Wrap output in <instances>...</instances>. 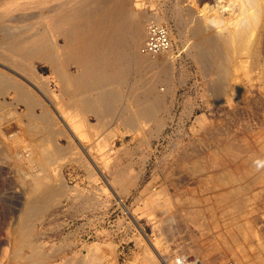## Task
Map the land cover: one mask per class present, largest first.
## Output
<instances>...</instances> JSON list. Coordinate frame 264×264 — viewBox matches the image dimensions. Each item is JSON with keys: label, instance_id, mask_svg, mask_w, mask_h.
Listing matches in <instances>:
<instances>
[{"label": "rangeland", "instance_id": "rangeland-1", "mask_svg": "<svg viewBox=\"0 0 264 264\" xmlns=\"http://www.w3.org/2000/svg\"><path fill=\"white\" fill-rule=\"evenodd\" d=\"M262 1H129L132 17L161 19L172 42L173 51L166 54L169 63L166 76L159 69L145 73L144 77L153 80L157 73L161 74L157 84L159 108L155 113L163 121L160 132L150 134L154 125L145 120L142 132L137 131L136 135L127 132L123 125L125 114L121 113L123 106L131 104L128 87L113 88L117 91L115 99L120 109L101 120H96L88 111L69 107L67 97H58L63 108L68 109L66 113L72 119L77 116L74 121L68 118L69 122L76 123L72 124L74 128L70 125L76 130L77 139L81 138L78 139L80 147L73 142L74 147L70 146L66 138L69 135L41 134L37 128L32 131L23 107L14 109L13 99L0 97V264H78L82 259L88 264H161V258L173 264L181 256L194 261L193 264H264V179L256 181L248 177L227 187L215 188L216 179L211 178L215 177L218 167L210 163V158L224 153L228 141L235 146L243 143L235 140L243 138L257 142L264 139L263 80L248 70V50L241 46V37L235 39L234 33L241 25L240 30H246L256 23L254 15L259 17L257 10L263 7ZM196 23L206 33L221 38L230 35L233 40L227 50L230 54L226 63L230 65L226 67L230 74L223 80L216 75L212 54L207 61L209 68L203 73L193 57L194 52L190 51L189 44L193 42L190 31ZM258 56L264 71V29ZM78 68L71 66L69 72L76 75ZM37 69L43 77L50 75L44 65H37ZM130 82H134L133 78ZM49 89L58 96L54 83ZM214 89H219L221 96L212 95ZM134 108L132 104L131 110ZM24 128L28 129L24 131ZM8 130L11 134L6 136L12 135L10 143L4 139ZM27 131L40 135L33 133L31 137ZM35 134L42 137L40 141ZM95 143L101 147L112 145L115 154L108 162L101 158L108 148L101 151ZM55 147L61 151L56 152ZM33 153L36 157H40L39 153L44 155L50 162L39 164L35 156L30 157ZM91 160L98 167L95 171ZM204 168L206 171H202ZM121 169L127 184L133 183L127 189L113 183ZM46 174L52 176L46 179ZM32 175L43 177L46 184L52 180L51 185L55 182L65 195L58 196L59 201L54 199L50 207L34 215L29 228L22 230L23 205L31 194ZM237 188L242 191L236 198L230 191ZM221 193H230L229 202L220 200ZM235 199L242 204H234ZM239 205L243 208L238 209ZM237 224L243 226L245 237L235 244L230 237ZM91 247L94 253L89 251ZM14 251H19L16 259Z\"/></svg>", "mask_w": 264, "mask_h": 264}, {"label": "bare ground", "instance_id": "bare-ground-1", "mask_svg": "<svg viewBox=\"0 0 264 264\" xmlns=\"http://www.w3.org/2000/svg\"><path fill=\"white\" fill-rule=\"evenodd\" d=\"M129 1L130 0H0V97H2L3 100H6L7 96L13 99L12 104H14V106H12L14 109L23 107L32 131L37 128L38 131H41V134L52 133L62 136L64 134L66 136L69 135L66 138L70 146L74 147L73 145L75 144L80 147L79 140H81V138L78 136V139H80H77L75 136L76 130L74 131L71 127L72 124L76 123L69 122L71 116L66 113L68 109L65 110L63 108V104L60 102L59 98L62 96L67 97L69 100V107L71 105V107L73 106L88 111L97 118L96 120H101L103 117L108 118L109 116L110 118V116L113 115L112 111L116 109L118 111V109H120L117 108V98L115 99L117 91L115 93L113 89L116 86L121 88L128 87L129 100L126 99L130 101L131 104L127 102L130 105L126 104V106H123L121 113L122 115L125 114V117L122 116L124 119H121H123V125L127 132H132L133 135H136L137 131L142 132L144 130L142 129L144 120L151 121L154 125V130H152L150 134L154 133V131L160 132L163 129V121L155 114L159 108L157 84L161 74L157 73L153 80H148L144 77L146 75L145 73L158 71L159 69H162L164 75L166 74L169 64L167 63V53L160 55H145L141 53V48L144 44L143 39L146 35L145 26L150 23L162 26L164 24L161 22V19L151 20L140 18L141 16L137 18L132 17L129 12ZM258 14L259 17L254 15V19L257 20L255 24L250 26L249 24L246 25L247 27L249 26L248 28L246 27L247 29L244 25L246 29H243L244 31L240 30L243 28L241 27L242 25L239 26L240 29L234 32L237 37H234H236V40L242 38L241 46L246 47L248 50V70L256 73V77L263 80L264 84L263 65L260 63V57L258 56L264 29V5L262 8H258L257 15ZM151 18L153 17L151 16ZM188 19L190 20V17ZM247 21H249V19ZM196 24L197 26L195 25V28L190 31L191 33L189 32L193 38V42L189 44L190 51L194 52L193 57L203 73L209 68L207 61L209 55L212 54L216 67V75H218L219 80H223L226 75L230 74L228 65L226 67V64H229L226 62H228V55L230 54L227 50H230L228 47L230 46V41L233 40H231L230 35L221 38V36L214 33H206L205 29L202 30L201 27H198L199 24ZM238 36L241 38L238 39ZM223 47L226 48V51ZM236 52H238V50L235 51V54ZM160 56H162L161 59L159 58ZM39 64L49 69L50 75L48 77H43V75L39 73L37 69V65ZM71 66L79 67L76 75L69 72V67ZM136 76H139L140 80L136 81ZM131 78H133L134 81L132 83L130 82ZM51 83L56 85L57 89L55 90H57L58 96L56 95L57 93L54 94L49 91ZM169 91L170 90L167 89V92ZM220 93L219 89H214L212 95L219 96ZM132 104H135V108L131 110ZM36 109L39 110V114L37 115H35ZM79 109L78 111H80ZM51 112L54 114V116H52L54 118L56 117L55 120L57 119L58 122L53 120ZM68 116L70 117L68 118ZM76 118L77 116L74 117L75 120ZM74 119L72 120L74 121ZM79 122L78 124H80ZM83 123L78 126L81 127ZM20 126L18 128H20ZM72 126L74 128V125ZM101 126H104V124ZM98 127L99 129L102 128L100 126ZM26 129L24 128V131ZM27 132L30 133V135L32 134L31 137H33V133H36V131ZM7 134H11L10 130L7 131L5 136ZM36 134L38 135L39 132ZM36 134L35 136L37 137ZM41 138L37 137L39 141ZM86 138L90 140V138ZM4 139L6 142L10 143L12 135H8ZM83 139L85 138L83 137ZM99 140L102 139H97V142ZM235 141L243 143L234 146L230 145L228 141L224 147V153L219 154L217 152L218 154H214L215 156L210 158V163L218 167V171L214 175L215 177L211 178L212 180L213 178L216 179V183L214 182L215 184L213 185L215 188H223L231 182H237L241 179H247L248 177L256 181L264 179V139L258 142L256 140L247 141L245 138ZM72 142L74 144H72ZM92 143L93 142H91V145ZM96 144L97 143H95V145ZM98 145L101 151L102 148H108L107 150L104 149L106 152L104 151V154L101 155V158L107 159L108 162L113 156L112 154H115L112 145L105 144L107 147L105 145H103L104 147H101L100 144H97V146ZM59 150L60 149L55 147L56 152ZM36 153L38 155V152ZM89 153L90 152H88V154ZM31 155L30 157H36L34 153L33 156ZM39 155L40 157H36L37 159H35L39 161V164L43 165L49 161L44 155L41 156L40 153ZM199 163L198 161L197 164ZM90 164L92 168H94V171L95 168H98L94 161L91 160ZM200 166H202V164H200ZM215 168L213 167V169ZM204 170L205 168L202 171ZM123 172V169L117 171L118 175L113 178V183H116V185L120 186L122 189H127V186L131 187L133 183L127 184L125 179L122 178ZM90 173L92 174V171ZM192 173L193 171L191 174ZM48 175L45 176V178L48 177ZM32 176L29 184L31 194L23 205L24 220L22 230L28 229L29 221L37 214H41L47 207H50L52 202L59 198L58 196L65 195L63 194L65 191H63L62 188L58 187V185H54L55 182L51 185L53 181L50 179L52 177L49 179V182L52 181L49 185V182L46 184L43 177ZM129 181L131 182L133 180L129 179ZM206 182H208V180H206ZM212 182L210 183L212 184ZM61 185L59 184V186ZM202 186V188L205 187L204 185ZM206 191L208 190L206 189ZM241 191L242 189L237 188L234 191H230L231 194H229L237 198ZM229 194L221 193L219 197L220 200L226 203L229 202ZM117 201L121 203L120 199H117ZM237 201L238 199H235L234 204H242L241 200L240 202ZM232 208L230 209L232 210ZM237 208L242 209L243 205H239ZM233 209H236V207ZM195 218L196 217L192 219ZM235 228V233L230 239L236 244L238 240L241 237H245V235H243V226L237 224ZM92 247L89 248V251L93 249ZM91 251H93V253L95 252L94 250ZM18 256L19 251H16L14 253V258L16 259ZM99 256L100 255H97L96 257ZM159 261L161 264H167V259L161 258ZM77 263L88 264L84 259Z\"/></svg>", "mask_w": 264, "mask_h": 264}, {"label": "built area", "instance_id": "built-area-1", "mask_svg": "<svg viewBox=\"0 0 264 264\" xmlns=\"http://www.w3.org/2000/svg\"><path fill=\"white\" fill-rule=\"evenodd\" d=\"M173 51L166 28L162 25L150 23L146 28V36L141 53L145 55H160ZM171 51V52H172ZM194 261L181 256L173 264H193Z\"/></svg>", "mask_w": 264, "mask_h": 264}, {"label": "crops", "instance_id": "crops-1", "mask_svg": "<svg viewBox=\"0 0 264 264\" xmlns=\"http://www.w3.org/2000/svg\"><path fill=\"white\" fill-rule=\"evenodd\" d=\"M225 243H227V242H225ZM228 244V243H227Z\"/></svg>", "mask_w": 264, "mask_h": 264}]
</instances>
